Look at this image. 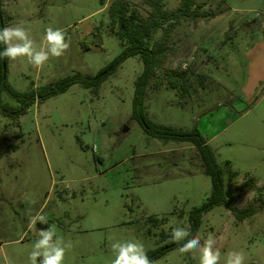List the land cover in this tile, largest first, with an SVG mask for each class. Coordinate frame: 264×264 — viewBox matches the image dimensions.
<instances>
[{"label":"rangeland","instance_id":"obj_1","mask_svg":"<svg viewBox=\"0 0 264 264\" xmlns=\"http://www.w3.org/2000/svg\"><path fill=\"white\" fill-rule=\"evenodd\" d=\"M114 0H3L4 26L21 24L37 45L49 26L64 29L69 50L39 70L27 58L7 59V81L18 92L39 90L73 74L95 76L122 50L108 7ZM147 18L145 0H123ZM182 0H163L173 11ZM201 18L170 31L166 61L147 87L144 108L155 124L194 128L214 151L226 188L264 186V0H195ZM199 7V8H198ZM158 30L153 39H159ZM204 75L183 97L165 82L169 69ZM139 58L127 59L98 94L79 84L32 105L25 115H0V264H30L36 240L29 220L42 210L66 249L64 264H111V244L139 241L153 250L211 194L196 148L155 139L132 118ZM160 87L155 89L154 83ZM4 104L17 102L6 94ZM235 172V176L231 174ZM252 206L238 222L224 207L204 214L201 244L211 233L220 249L242 252L244 264H264V193L247 190L234 201ZM149 217L158 219L156 224ZM164 237H161V234ZM165 240V241H162ZM180 249V248H179ZM168 252L156 264H199V250Z\"/></svg>","mask_w":264,"mask_h":264},{"label":"trees","instance_id":"obj_2","mask_svg":"<svg viewBox=\"0 0 264 264\" xmlns=\"http://www.w3.org/2000/svg\"><path fill=\"white\" fill-rule=\"evenodd\" d=\"M2 1L0 0V28L5 27L2 22ZM145 2L150 8L147 18L142 17L135 9H130L128 3L123 0L111 2L108 7V15L112 26L116 29V35L121 41L122 50L118 56L93 77H86L76 73L39 90L30 89L26 92H18L7 81V59H0V115L12 119L19 118L25 115L32 105L63 94L75 84H79L97 95L101 85L127 59L132 57L139 58L143 69L134 83L132 118L138 122L145 134L163 143H191L199 154L205 174L211 180L212 189L210 196L200 207L191 210L188 215V226L190 225L191 233L193 235L197 234L201 226L202 216L219 206L229 211L236 221L242 222L253 216L256 210L252 206L237 208L234 206V201L247 190L257 189L260 193H264V186L256 187L249 180L233 189H227L223 168L217 162L214 151L196 128L190 131H183L155 124L150 122L145 114L144 100L147 87L157 77L158 71L166 61L170 50L168 45L170 31L184 18H204L206 15L200 14L197 8L192 11L191 8L196 5L195 0H182L180 6L173 11L163 9V0H145ZM158 30H162V35L159 39L154 40L153 37ZM3 48L4 45L0 44V51ZM205 78L204 75H194L187 69L182 70L180 68L169 69L165 74L167 86L172 90L178 91L183 97L193 87V81H197L199 85L203 86ZM153 87L158 89L160 84L155 82ZM2 94H6L9 98L15 100L18 106L12 107L4 104L1 98ZM235 175V172L231 174V176ZM149 221L156 224L158 219L149 217ZM164 236L162 233L161 237ZM190 238L191 236L188 237V239ZM185 242L173 243L170 240L147 253L150 259L157 261L168 252L179 249Z\"/></svg>","mask_w":264,"mask_h":264},{"label":"clouds","instance_id":"obj_3","mask_svg":"<svg viewBox=\"0 0 264 264\" xmlns=\"http://www.w3.org/2000/svg\"><path fill=\"white\" fill-rule=\"evenodd\" d=\"M0 44L4 45L0 51V59L15 61L18 58H27V61L37 70L41 69L50 58L63 56L71 46V39L64 29H45L44 35L37 45L31 37L29 30L21 24L5 26L0 28ZM47 224L46 215L37 212L29 220V229L35 230L36 240L33 250L29 254L30 264H64L66 249L70 245L63 244L62 238L56 237L54 226L44 229H36V224ZM188 239V237H190ZM201 235H193L190 225L184 227H174L171 231L170 240L173 243L186 241L179 251L188 253L192 250H199V264H219L221 259L220 249L215 247L216 238L209 233L201 244ZM114 258L111 264H156L150 259L147 250L139 241H117L111 244ZM242 252L232 251L228 253L226 264H244ZM5 264L11 262L5 257Z\"/></svg>","mask_w":264,"mask_h":264},{"label":"water","instance_id":"obj_4","mask_svg":"<svg viewBox=\"0 0 264 264\" xmlns=\"http://www.w3.org/2000/svg\"><path fill=\"white\" fill-rule=\"evenodd\" d=\"M4 68H5V65L3 64Z\"/></svg>","mask_w":264,"mask_h":264}]
</instances>
